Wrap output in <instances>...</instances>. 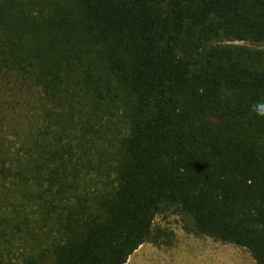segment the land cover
Here are the masks:
<instances>
[{
  "label": "trees",
  "instance_id": "obj_1",
  "mask_svg": "<svg viewBox=\"0 0 264 264\" xmlns=\"http://www.w3.org/2000/svg\"><path fill=\"white\" fill-rule=\"evenodd\" d=\"M229 41L264 44V0H0V95L37 97L0 132V264H125L165 211L264 264V49Z\"/></svg>",
  "mask_w": 264,
  "mask_h": 264
},
{
  "label": "rangeland",
  "instance_id": "obj_2",
  "mask_svg": "<svg viewBox=\"0 0 264 264\" xmlns=\"http://www.w3.org/2000/svg\"><path fill=\"white\" fill-rule=\"evenodd\" d=\"M228 43L264 49L262 43L242 41ZM13 90L10 85L6 90H2L4 92L0 95L2 99L5 96L4 102L0 105V132L9 141L12 149H16L20 146L28 125V120L20 113L22 106L18 101L32 102L36 107L37 97L34 96L35 90L27 92L28 90L24 89L23 94L26 97L22 96L20 99L21 96ZM112 113L114 114L108 115L107 119V125L111 122L112 132L105 133L104 137L109 138L107 156L113 160L122 140L129 134L130 122L122 104L114 107ZM155 228L160 236L157 240L148 241L147 245L152 249L154 247L155 251L158 249L163 258L162 264H257L245 247L195 232L184 214L165 211L156 217Z\"/></svg>",
  "mask_w": 264,
  "mask_h": 264
},
{
  "label": "crops",
  "instance_id": "obj_3",
  "mask_svg": "<svg viewBox=\"0 0 264 264\" xmlns=\"http://www.w3.org/2000/svg\"><path fill=\"white\" fill-rule=\"evenodd\" d=\"M148 243L141 244L138 249L132 253L125 264H162L163 258L158 249L149 247Z\"/></svg>",
  "mask_w": 264,
  "mask_h": 264
},
{
  "label": "clouds",
  "instance_id": "obj_4",
  "mask_svg": "<svg viewBox=\"0 0 264 264\" xmlns=\"http://www.w3.org/2000/svg\"><path fill=\"white\" fill-rule=\"evenodd\" d=\"M251 110L257 115L264 117V102H257L251 106Z\"/></svg>",
  "mask_w": 264,
  "mask_h": 264
}]
</instances>
